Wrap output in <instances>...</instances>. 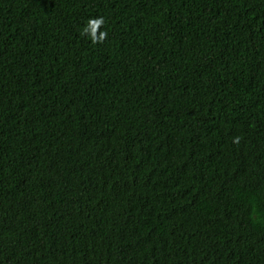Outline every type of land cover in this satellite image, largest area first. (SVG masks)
I'll return each instance as SVG.
<instances>
[{
  "label": "trees",
  "instance_id": "obj_1",
  "mask_svg": "<svg viewBox=\"0 0 264 264\" xmlns=\"http://www.w3.org/2000/svg\"><path fill=\"white\" fill-rule=\"evenodd\" d=\"M0 264H264V0H0Z\"/></svg>",
  "mask_w": 264,
  "mask_h": 264
}]
</instances>
